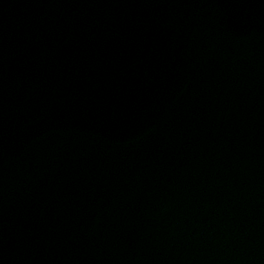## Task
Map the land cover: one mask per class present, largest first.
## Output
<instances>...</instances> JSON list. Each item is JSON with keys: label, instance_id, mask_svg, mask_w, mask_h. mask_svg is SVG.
<instances>
[{"label": "water", "instance_id": "water-1", "mask_svg": "<svg viewBox=\"0 0 264 264\" xmlns=\"http://www.w3.org/2000/svg\"><path fill=\"white\" fill-rule=\"evenodd\" d=\"M0 264H264V0H0Z\"/></svg>", "mask_w": 264, "mask_h": 264}]
</instances>
